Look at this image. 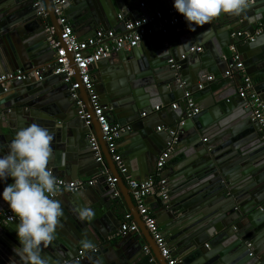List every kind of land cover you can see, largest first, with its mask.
I'll list each match as a JSON object with an SVG mask.
<instances>
[{"label": "water", "instance_id": "1", "mask_svg": "<svg viewBox=\"0 0 264 264\" xmlns=\"http://www.w3.org/2000/svg\"><path fill=\"white\" fill-rule=\"evenodd\" d=\"M79 1L72 0V3L65 5L64 12L71 16L72 8V11L80 8L83 11V16H86L81 18L83 24L87 23L92 30H97L98 26L109 30L114 23L121 21L119 15L129 14L128 18H134L139 15L138 10H143L146 15L154 16L157 12L167 13L168 10L173 8V0H127L123 5L114 7L106 5L105 0H95L96 2L89 0L85 6ZM258 1L260 0H256L255 3ZM44 3L49 11L50 21L55 26L57 35L60 36L61 25L58 23L57 15L54 13L52 2L51 0H44ZM98 3L103 6V12L98 7ZM255 3L253 2L251 5ZM69 4H72V6ZM126 8H134L137 11L134 14L127 13L125 11ZM37 12L34 0H0V34L1 32L9 34L12 26H21V28L19 27V32H22V40L26 41L24 42V54L17 51L15 54H8L0 58V70L2 69L3 72L30 70L48 63L55 55V50L47 40V24H45L44 18L37 17ZM103 14L106 16L103 17ZM72 20L75 23H79L80 18L75 20L72 17ZM125 20L127 19L123 18L122 20L123 26ZM152 28L153 32L165 33L166 36L161 41L163 44L166 41L175 40V43L177 42L184 46L186 42L196 39L194 31H190L186 26L170 27L163 32L159 30L158 24L155 22ZM234 32H241V34L236 35V37H233L235 39L221 46L220 53L214 58L216 64L204 62L201 56L196 59L193 55L188 56L187 60L181 61L172 50V54L175 55L174 61L182 65L184 61L186 63L188 60L191 62L196 59L197 64L199 63L197 66L198 74L218 73L215 66L221 64L223 60L231 59L232 46H235L237 52L244 51L246 46H241L239 43L233 45L235 42L245 39L248 43H251L256 39L254 37V40H251L249 36L254 35L248 36L246 30ZM256 46L257 44L254 43L249 44L246 52L250 51L249 47L253 48ZM191 47L192 45L187 49L188 54L191 52ZM151 48L153 49L150 51V65H152L154 70L158 69V71L150 70L153 72L152 75L144 76L146 74L144 67L137 59L138 52H140L137 47L132 48L130 54H127L126 50L114 52L108 58L101 59L90 66L91 69L94 67L101 68L118 61L117 63L120 64L122 72V85H128L129 88H127L131 94V98L121 99L118 102L127 103L130 111H133V115L143 111L145 107L150 106V103L153 105L154 101L163 100L166 90L174 92L177 89H181L182 95L185 93L178 80L180 71L183 76V67L172 70L170 67L171 77L163 79L160 73L164 71V62L166 59H170V55H165V52L159 51V45H152ZM70 56L72 59V55ZM254 64H259L257 67L264 69V48L245 58V67L249 68ZM74 68L75 76L79 78L78 70L76 67ZM56 78L61 79L59 76H54V78H49L45 81L50 84ZM254 78H257V76H254ZM32 81L34 79L24 80L21 83L26 86H32ZM31 88L27 87L23 94L16 95L15 98L11 99V104L4 105V110L6 111L0 117V154H7L8 145L19 129L30 124H38L47 128L48 131H53L54 123L59 119H63L65 123L61 128L63 132L66 130V135L62 134L61 136H65V138L60 141L65 144H59L58 147L61 153H58V156L64 152L66 157L74 158L73 160H75L78 149H85L87 144L91 148L89 133L94 132L101 144L104 161L108 165L111 175L117 177V188L125 196L128 208L133 219L138 224L140 232L145 237L146 244L152 249L160 264H168L146 228L136 204L131 199L130 189L126 181L121 177L116 162L106 142L103 140V134L95 115L93 114L91 125L86 126L81 118V109L76 106L68 91L67 97H70L71 102L75 104L76 112L72 118L67 119L63 115V109L73 105L70 101L63 102L56 99V97L46 98L42 96L43 93H37L36 91L29 93L28 91ZM80 92L82 99L86 103L87 110L93 113L88 93L83 87L80 88ZM138 92L142 94L146 92L148 97L146 98L144 95L138 97ZM208 92L212 96L210 105L219 106L222 112H229L225 101L227 92L224 88L220 89L212 85L208 88ZM151 96H153L152 100L149 98ZM195 96L193 94V98ZM232 102L235 103L234 106H237L240 100H233ZM110 108L113 107L110 106ZM185 108L183 107L184 110ZM208 108L209 106H205L203 109L206 110L186 118L181 126L177 125L175 121H181L185 117V111H174L173 115L170 116L169 129L177 133L176 139H173L169 132H165L166 137L163 139V143H159L155 139L154 129L158 125L156 120L147 121L144 119L142 126H139V128L134 127L137 132L133 136L135 137V141L133 138V143L136 147L139 146V136L144 135L148 138L147 142H150L149 144L154 142L150 149L157 154L156 158H158L159 154L168 147L167 143L173 141L168 164L173 168L174 166L177 168L173 169L176 173L171 179L172 191L168 198L164 199V204L169 209V222L173 224L169 228L170 240L172 243L178 242L181 245L177 247L178 254L182 255L181 264H264V235L260 237L261 234H264V140L258 134L259 126L251 119L250 109L247 107L244 109V113L240 114L243 120L241 119L239 126L228 125V120L222 115L221 111L214 114V109H211L213 107L210 106L207 111ZM220 108H216V110ZM143 112L149 113L147 111ZM127 118L123 117L121 121L126 123L133 119ZM248 118L251 123L248 122ZM43 120L49 122H43ZM5 129H10L11 134L4 133L3 130ZM180 130H183L184 134L180 135L178 132ZM206 134L211 136L210 140L200 145L199 140ZM67 163H63L66 164V169L69 166V163ZM98 165L102 166V163L99 162ZM78 166L76 168L77 174H81L82 169ZM76 170L73 165L72 170H68L70 175L69 173L63 175L66 178H72L71 173L73 174ZM101 179L106 182V175L102 176ZM2 190L3 186H0V191ZM113 193H115V189L108 186L102 196L107 200L112 197ZM3 202L0 199V205ZM4 206L9 208L6 203H4ZM16 223L13 222L8 225L15 227ZM164 225H167V222ZM87 229H78L77 232L70 233L62 231L65 233L64 236L70 238L59 239L62 244L52 240L47 245H43L47 247L49 254L46 257L47 264L55 260L68 261L74 259L78 254V248H86L82 243L84 241L89 242V246L96 243L97 234H93L89 227ZM133 235V233H129L123 236L119 244H110L103 248L105 249L104 251H101V248L98 249L95 253L96 256L91 260L89 258L86 260L80 259L79 261L72 260L71 264H132L129 258H125L122 255V251L119 248L130 240L132 243H136L133 237L137 238L138 235ZM175 235H177V238L172 239ZM11 241L13 244L11 243L12 249H10V252L23 264H26V261L13 251L14 248L20 246L19 240ZM104 243L109 242L106 239L103 241V245ZM115 248L118 251H115ZM75 252L76 254L73 257L67 259L69 254H74ZM50 256L53 259H50Z\"/></svg>", "mask_w": 264, "mask_h": 264}, {"label": "crops", "instance_id": "2", "mask_svg": "<svg viewBox=\"0 0 264 264\" xmlns=\"http://www.w3.org/2000/svg\"><path fill=\"white\" fill-rule=\"evenodd\" d=\"M44 3V0H42ZM96 2L95 0H93ZM127 0H105L106 5L108 6H121L123 5ZM89 0H80L79 3H81L83 6L88 3ZM254 3L256 2L253 1ZM251 2V4L253 3ZM68 3H72V0H69ZM144 3V2H143ZM101 3H98V7H100L101 12L103 6L100 5ZM45 5V3H44ZM72 6V4H69ZM46 6V5H45ZM80 7V6H79ZM72 8V7H71ZM73 10V8H72ZM72 15L65 14L68 21L73 25L75 33L80 39L87 38L91 36L96 30H92V28L87 24H83V20L81 19L83 16V11L78 8L77 10L72 11ZM118 11V10H117ZM125 11L127 13H136L137 11L134 8H126ZM139 15L135 16L134 18H128L129 14H124L122 16L121 21H117L112 25V27L109 29L112 32L115 33H121L124 31L123 26V18H126L127 20H133L140 18L142 16H151L146 15V12L143 10H138ZM169 11V10H168ZM126 13V12H125ZM37 17L42 18L40 15H38V12L36 13ZM259 14V15H258ZM106 15L103 14V17ZM72 17L77 20L80 18L79 23H75L72 20ZM133 17V16H132ZM119 19V18H118ZM45 24L51 23L50 17L44 19ZM21 28V26H19ZM19 27L12 26L10 33L4 34V32H1L0 34V58L5 57L8 54H15L17 51L21 54H24L25 48H24V40H22V32H19ZM96 29H104L102 26H98ZM106 30V29H104ZM238 30H246V34L254 35L255 41L260 38L264 37V0H260L254 5H251L250 8L247 10L245 14H242L240 16H232L229 14L221 13L217 17H214L209 23L204 24L201 27H197L194 31L195 40L186 42L183 46V44L175 43V40L172 41H166V43H162V39L166 36L165 33H156L152 32L147 34L140 43L136 46L140 49V52H138V61L141 65L144 67V76L152 75L153 72H151L153 69L152 65H150L151 62V48L152 45H159L158 50L165 52V55H170V59H175V55L172 54V50L175 52L176 56L179 58V60H187L188 56L193 55L196 59H198L200 56L203 57L204 62H209L213 64L215 63V56L220 53L221 46H223L224 43H229V41H232L234 36H232L233 31ZM48 40V39H47ZM236 43H239L241 46H246L244 51L238 52L240 54L241 60L244 64V60L246 57H249V55H253L255 52H259L261 48H264V43L257 44L256 47H249L250 51L246 52V48H248L249 44L247 40H238L233 45H236ZM202 46L203 50L201 52L198 51H191L188 54V47L189 46ZM207 46V47H206ZM134 47V48H136ZM132 50L126 51L127 54H130ZM231 51L233 53V50L231 48ZM186 55V57L183 59L182 55ZM232 55V54H231ZM168 57V58H169ZM54 56L52 57L53 61ZM170 59H166L164 62V67L161 74L162 78H170V73L172 69H175L172 67V64L169 62ZM196 59L189 62L185 61L182 63V65L178 64V68H182L183 76L181 75V71L178 73V80L180 82V85L182 83V87L185 91H190L194 94V100L198 107L200 108V111L206 110L203 109L205 106H212L214 109V114L216 112H220L222 109L219 106H215L214 104H211L212 96L210 92H208V88L210 86H217L218 88H224L227 92L226 94V104L227 109L229 112H222V115L225 116L226 120H228V125L232 124L239 126L240 122L243 120L240 116L241 113H244L245 107V100L238 96V88L239 84L242 80V77L244 74H247L251 76L253 79L254 76H257V78H254V82L256 85V88L260 92L261 97L264 98V69H259L257 65L254 64L251 67H245L242 70L235 69L233 71L232 76H227L226 71L229 69L230 61L226 60L215 66L217 68L218 73L215 72H209L207 74H198V69ZM48 62V63H49ZM118 61H115L113 64H107L104 67L98 68L94 67L91 69V75L95 82L96 90L100 96V99L104 104H107L109 107L112 106L110 111H108L107 115L109 117V120L112 123H117L121 125H129L131 128L130 130H126L121 134V137L118 139V152L121 154V157L128 169V174L137 180H145L150 177H154L156 174V161H157V154L153 152V150L150 149V146L154 145V142L152 144H149L150 142H147L148 138H146L144 135H140V145L135 146L133 143L135 141L134 134L137 132L135 131L134 127L142 126L143 120H152L158 123L157 127L154 129L155 139L159 141V143H163L166 137V133L168 132L169 125H170V116L173 115L174 111H183V107H185L183 103V96L181 89H177L176 91H168L166 90V95H164L163 100H156L154 101L153 105L150 103V106H147L144 108L143 111L149 112L146 115H143V111H139L136 115H133V111H130L129 105L126 103H120L119 100H125L131 98L130 90L128 89V85L123 86L122 85V72L120 69V64L117 63ZM152 64V63H151ZM197 64V65H196ZM216 64V63H215ZM171 65V66H170ZM196 65V67H195ZM150 66V67H149ZM171 67V70H170ZM177 68V69H178ZM151 70V71H150ZM154 71H158L154 70ZM7 73L3 72V70H0V75ZM143 73V72H142ZM185 74V75H184ZM262 74V75H261ZM141 76V75H138ZM208 76H212V80L208 79ZM49 78H54V76H50ZM32 80V79H31ZM50 81V80H49ZM48 81V82H49ZM32 86H26L24 83L21 82H12L10 83L9 90L5 93H3L1 99H0V105H1V113L0 117L2 116L4 110L5 104H11V99L15 98L16 95L23 94L27 87L31 88L29 90V93L33 92H39L43 93L42 96L48 98L52 97L61 100L63 102L70 101L71 98L67 97L68 94V85H66L61 79L56 78L53 79V81L48 84L47 81H32ZM200 83H203V88L199 89L198 86ZM128 87V88H127ZM131 87V86H130ZM133 89V88H132ZM145 90V88H143ZM124 92V93H122ZM135 92V91H134ZM81 94V92H80ZM148 97L147 93H137V96H143ZM133 96V95H132ZM134 98V97H133ZM151 100L153 99V96L149 97ZM240 100V102L237 104V106H234L235 103L232 102L233 100ZM228 100V101H227ZM150 101V100H149ZM72 103V102H71ZM177 103L180 105L177 108H173V104ZM73 104V103H72ZM214 105V106H213ZM231 105V106H228ZM157 106H160V110H156L155 108ZM233 106V107H232ZM151 107V108H150ZM207 109V111L209 110ZM216 108H220L216 110ZM233 108V109H232ZM149 110V111H148ZM186 110V108H185ZM184 110V111H185ZM76 112V106L73 104L70 107H65L63 109V115L67 117V119L72 118L73 114ZM14 117V115H13ZM123 117L127 118H133L132 121L123 123L121 121V118ZM174 117V116H173ZM171 117V118H173ZM128 119V118H127ZM242 119V120H241ZM15 120V119H14ZM246 120V117H245ZM17 121V120H16ZM43 122H49L43 120ZM52 122V121H51ZM180 121L176 120L175 123L178 125ZM248 122L249 121L248 118ZM65 123L63 119H59L54 123V130H49L50 134L53 136V140L51 142V148H52V155L49 160V167L53 174H55L58 177H63L68 180H88V179H97L95 184L92 186L87 187L82 192L77 193H69V192H63L60 193L56 200L60 202V205L63 210L62 216L58 220V224L55 228V235L54 239L56 242L60 243L59 239L62 238H70L64 236V232H77L78 229H87L88 227L91 229L93 234H97L96 243L91 244L90 246L86 248H78V252L80 250L85 251L84 256L81 258L83 260L86 259H92L96 256L95 253H92L91 249L93 247H97L98 249L101 248V251H104V247H107L110 244H119L121 240L123 239V236L116 235L118 233L121 221L124 218L125 213L130 212L128 208V203L125 200V196L122 195V193L119 192V195H115L113 193L111 198H108L107 200L102 196L103 192L107 189L108 184L105 181H102L101 177L104 176L103 169L106 168L107 171H109L108 165L104 162L102 163V166L98 165V161L96 160V154L93 153L92 149L89 147V145H85V149L81 150L78 149L76 152V158L75 160L71 159L70 157H66L65 153L58 156V153H61L60 148L58 147L59 144H65L64 142L61 143V139L65 138V136H61L62 134L66 135V130L63 132V129L61 126ZM163 123V124H159ZM53 124V122H52ZM158 126L163 127L162 130H158ZM179 126H181L179 124ZM52 127V125H50ZM241 127V126H240ZM56 128V129H55ZM143 128V127H142ZM227 129V128H226ZM235 129V127H233ZM4 133L11 134L10 129L3 130ZM180 135L184 134L183 130L178 131ZM259 132V131H258ZM259 134V133H258ZM207 135V136H206ZM204 137L201 138L200 145L204 144L205 142H208L210 140V135L206 134ZM158 136V137H157ZM134 138V141H133ZM154 140V139H153ZM158 143V142H157ZM199 145V146H200ZM171 155V154H170ZM58 158V163H57ZM170 158V156H169ZM169 159L167 160L166 165L164 166L162 170V175L167 178L168 180V187H169V195L172 191V181L171 179L174 177V173L176 171L173 169L177 168L174 166H170L168 164ZM64 162H68L69 166L66 169V164H63ZM67 163V164H68ZM75 166V170L77 166L79 165L82 169L81 174H77V170L71 175L72 178H66L64 175L66 173H69L72 170V166ZM78 166V167H79ZM64 174V175H63ZM125 180V179H124ZM7 182H11L9 179ZM0 186L4 187V184H0ZM110 187V186H109ZM74 194V195H73ZM131 199L135 204V200L130 192ZM99 196V199H98ZM115 200V201H114ZM4 203L0 205V212L4 211L6 208L4 206ZM7 204V203H6ZM146 205L148 209L151 211V213L157 218L158 225L164 234V237L166 239L167 244L171 248V251L175 257L182 260V255L178 254L177 247H180V243L174 242L170 240V234H169V228L173 224L169 222L168 215H169V209L164 204V199L161 198L156 193L150 194L146 197ZM81 208H89L92 212V215L90 218L81 219L77 215L78 211ZM161 222L159 223V221ZM167 222V225H164V223ZM62 227V229H60ZM88 230V229H87ZM64 231V232H62ZM135 235H138L137 238L133 237L136 243H132L131 240L126 242L123 247L119 248L121 250L122 255L125 256V258H129V261L132 262V264H152L149 261V255L145 252L144 246L147 243L145 240V237L140 232L133 233ZM264 234H261L260 237H263ZM173 238H177V235L173 236ZM107 239V242L104 243L103 241ZM11 240H18L15 227L6 225L3 229V232L0 236V264H23L20 260H18L16 257L13 256V254L10 252L11 248ZM139 244V242H141ZM13 244V243H12ZM115 251H118V249L115 248ZM152 251V249H151ZM11 253V254H10ZM42 258L45 260L46 257L49 256L47 252V247L41 246V252H40ZM76 254H69V258L73 257ZM152 256L155 258V260L158 262V259L156 255L152 251ZM231 256V254H229ZM50 259H53L50 256ZM73 260V259H71ZM230 260V259H229ZM232 260V259H231ZM47 261V260H46ZM64 260H55L54 262H50V264H62L64 263ZM159 263V262H158ZM79 264V263H76Z\"/></svg>", "mask_w": 264, "mask_h": 264}, {"label": "built area", "instance_id": "3", "mask_svg": "<svg viewBox=\"0 0 264 264\" xmlns=\"http://www.w3.org/2000/svg\"><path fill=\"white\" fill-rule=\"evenodd\" d=\"M253 1L255 0H251V2ZM51 2L54 13L58 17V23L61 25V35L59 36L56 33L55 26L52 23L47 24L48 41L55 50L53 61L30 70H18L0 75V99L3 93L9 90L8 85L12 82H22L31 79L42 82L50 76H59L61 80L68 85L70 97L74 100L76 106L81 109V118L84 120L86 126L91 125L93 114L95 115L103 134V140L106 142L116 162L121 177L125 179L142 220L156 245L159 247L161 255L166 259L168 264H181L180 259L173 255L171 248L167 244L164 234L158 225L157 218L146 205V197L150 194L156 193L163 199L169 196L168 180L162 175V170L172 152L173 141L168 142V147L159 154L156 161V174L154 177L145 180L132 178L128 174V169L121 154L118 152V139L124 131L130 130L131 127L129 125L112 123L109 120L107 113L111 108L101 101L91 75L90 66L101 59L108 58L114 52L120 50L130 51L132 48L136 47L147 34L153 32L152 25L155 22H157L159 30L163 32L170 27L186 26V22L182 14L178 13L173 7L167 13L157 12L154 16H142L133 20H125L124 31L121 33L97 29L91 36L80 39L64 12V6L68 4L69 0H51ZM34 6L38 10V15L44 19L49 18V11L42 0H34ZM120 17L122 18V15H120ZM240 34L241 32H234L232 36L236 37V35ZM249 37L251 40H254L253 36ZM231 48L233 53L229 69L226 71L227 76H232L235 69L242 70L244 68L240 54L236 51L235 46ZM202 50V46H192L190 48V51L193 52H201ZM70 55H72V59ZM185 57V54L182 55L183 59ZM71 60H73V62H71ZM169 62L172 64L173 68H178V64L174 59H170ZM74 67L78 70L79 78L75 76ZM208 79L212 80V76H208ZM82 87L89 95L93 113L87 110L86 103L81 97L80 88ZM198 88L202 89L203 83H200ZM238 96L245 100V106L250 109V117L259 126V135L264 140V99L261 97L251 76L247 74L243 75L238 88ZM182 101L185 104L186 110L185 117L179 122L180 125L184 124L186 118H190L200 112V108L196 104L192 92L185 91ZM172 106L173 108H177L178 104L174 103ZM160 108V106H157L155 109L160 110ZM1 110L0 105V113ZM143 115H146V113L143 112ZM162 128L163 127L158 126L157 129L161 131ZM168 132L173 136V139H176L177 133L174 130L168 129ZM89 139L91 149L96 154V160L104 163L102 147L96 134L90 132ZM103 174L106 175L108 186L115 189L114 194L119 195L117 177L111 175L106 168L103 169ZM53 175L56 178L54 199L63 192L72 193L85 190L87 187L94 185L97 180H68L63 177H58L55 174ZM13 222L18 221L11 209L0 212V236L4 227ZM139 230V226L133 219L132 214L127 212L121 221L116 235L125 236L129 233L139 232ZM143 248L149 255V261L152 264H160L152 256L151 248L147 244H145ZM91 251L96 253L98 248L93 247ZM84 254L85 251L80 250L73 260L79 261ZM71 262L72 260H68L62 264H71Z\"/></svg>", "mask_w": 264, "mask_h": 264}, {"label": "clouds", "instance_id": "4", "mask_svg": "<svg viewBox=\"0 0 264 264\" xmlns=\"http://www.w3.org/2000/svg\"><path fill=\"white\" fill-rule=\"evenodd\" d=\"M251 0H173L174 9L182 14L186 26L195 31L221 13L245 14ZM259 15V14H258ZM254 44L264 43V37ZM53 136L47 128L30 124L19 129L8 145L7 154H0V199L7 203L17 218L15 232L19 247L13 251L26 264H47L40 254L41 246L54 239L55 228L63 214L60 202L53 198L56 178L50 169ZM11 182H7L8 180ZM79 218H90L89 208H81ZM84 247L89 242H82Z\"/></svg>", "mask_w": 264, "mask_h": 264}]
</instances>
